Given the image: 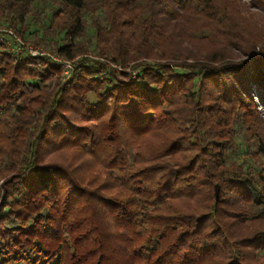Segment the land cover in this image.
<instances>
[{
	"label": "trees",
	"instance_id": "trees-1",
	"mask_svg": "<svg viewBox=\"0 0 264 264\" xmlns=\"http://www.w3.org/2000/svg\"><path fill=\"white\" fill-rule=\"evenodd\" d=\"M42 1L0 25L82 59L0 43V264H264V0Z\"/></svg>",
	"mask_w": 264,
	"mask_h": 264
},
{
	"label": "rangeland",
	"instance_id": "rangeland-1",
	"mask_svg": "<svg viewBox=\"0 0 264 264\" xmlns=\"http://www.w3.org/2000/svg\"><path fill=\"white\" fill-rule=\"evenodd\" d=\"M38 6V7H37ZM40 7V10L41 9H45L44 12L45 14H48L50 12V8L51 6L49 4H47L46 6L43 5V1L42 0H36V2L34 3L33 5V9L36 10V8H39ZM246 10H249L250 12L249 13H255V10H253L251 7ZM43 11V10H42ZM44 15L41 16V18H43ZM2 22L5 21V18H2ZM9 35L12 37L10 38ZM38 35L37 33H34L30 36L29 40L32 41L35 36ZM93 36V32H89L88 34V37L87 39H90L91 37ZM20 41L24 44L25 48L20 52L19 50H17V43H20ZM16 43V46L14 48L13 46V43ZM0 43L3 44L5 50L7 52H17L19 53V55H24V56H30V57H35L33 54L29 53V49L32 48L34 51L37 50V51H45L47 53H57V51L55 49H51V48H46L45 46L43 45H38V44H35L33 42H24V40H22V37L16 33L14 30H10V29H6V27H3L0 25ZM14 48V50H13ZM264 50V37L262 38V40L259 42L257 48H256V52L257 54L260 53V51ZM35 53V52H34ZM40 57V56H38ZM63 57V56H62ZM45 58H48V57H45ZM49 60L53 61L52 59L48 58ZM82 59V56H78L76 57L73 61V63H71V66L73 67L72 70H70V73L68 76H65V75H62L61 73V78H62V81L63 82H69L71 80V77L73 75V72L76 70V66L79 64V61ZM54 62V61H53ZM56 63V62H54ZM61 68V67H60ZM118 71H120L121 69H119L118 67H115ZM69 77V78H68ZM68 78V79H67ZM67 80V81H66ZM262 117H264V115H262ZM243 132H241L237 137V140H239V143H243V136H245L244 134H242ZM240 149H245V147L241 144V147ZM244 158H247V156H243Z\"/></svg>",
	"mask_w": 264,
	"mask_h": 264
},
{
	"label": "built area",
	"instance_id": "built-area-1",
	"mask_svg": "<svg viewBox=\"0 0 264 264\" xmlns=\"http://www.w3.org/2000/svg\"><path fill=\"white\" fill-rule=\"evenodd\" d=\"M24 48H25V46L21 41H20V43H17V50H19L21 52ZM29 53L33 54L35 57L40 56V57H48V58L52 59L54 62H56L57 65H59L61 67L62 75L68 76L70 73V70L73 69V67L71 66V63H73V61L68 60L65 57H62L59 54H56V53L51 54V53H47L45 51H37V50L34 51L32 48L29 49Z\"/></svg>",
	"mask_w": 264,
	"mask_h": 264
},
{
	"label": "water",
	"instance_id": "water-1",
	"mask_svg": "<svg viewBox=\"0 0 264 264\" xmlns=\"http://www.w3.org/2000/svg\"><path fill=\"white\" fill-rule=\"evenodd\" d=\"M219 194H220V187H219V185H216V198H217V200L219 199Z\"/></svg>",
	"mask_w": 264,
	"mask_h": 264
}]
</instances>
